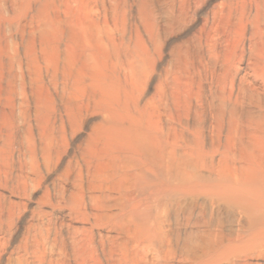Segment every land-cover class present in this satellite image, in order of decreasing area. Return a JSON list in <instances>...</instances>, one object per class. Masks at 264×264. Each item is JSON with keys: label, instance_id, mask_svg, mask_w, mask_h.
Instances as JSON below:
<instances>
[{"label": "bare ground", "instance_id": "6f19581e", "mask_svg": "<svg viewBox=\"0 0 264 264\" xmlns=\"http://www.w3.org/2000/svg\"><path fill=\"white\" fill-rule=\"evenodd\" d=\"M203 2L0 0V190L27 198L100 117L6 264H264V0L163 57ZM22 208L0 194V259Z\"/></svg>", "mask_w": 264, "mask_h": 264}, {"label": "rangeland", "instance_id": "374dc122", "mask_svg": "<svg viewBox=\"0 0 264 264\" xmlns=\"http://www.w3.org/2000/svg\"><path fill=\"white\" fill-rule=\"evenodd\" d=\"M152 1L154 2V0ZM224 1L225 0H204L200 8L195 13L194 21L191 24H189L188 27H186L184 30L180 31L179 33L168 32L167 36L163 40L164 41L163 47H162L163 57L166 56V52H168L169 49L178 45L182 39L189 37L191 33L197 30L200 27L202 21L206 17L208 18L211 15V13L215 11L216 8H218ZM154 7H156V5H154ZM150 86L151 84L148 85V88H147L148 90L147 92L145 91L146 92L145 96L150 93ZM99 118L100 117H98V115H93V116L91 115V116H88L86 120L83 121L84 123L81 127L80 132L75 137H73V139H69L70 141L68 142L69 146L67 147V153L65 156L62 157L60 164H58L59 166L56 169L57 172L44 175V180L42 182V185L39 188L32 190L29 193L27 198H20L19 200L15 197H10L7 193L2 192L0 190V194H2L6 199L14 203L21 202L24 205V208H22L23 214L21 215V217H19V220L15 223V227L10 236L9 243L7 244L4 252L1 255L0 264H6L7 257H9L11 252L15 250V247L18 241L20 240L24 225H26L27 222L31 221V212L34 211L37 207L36 203H37L38 197L43 193V191H45V188L49 190L52 188V185H51L52 182L54 181V179L56 181L59 171L64 167L69 157L74 153L75 147L86 138V135L89 133L88 131H90L89 129H91L93 125H96L98 120L100 122ZM40 210L42 212L49 211L48 207H45V206L41 207ZM61 216H63L61 218L62 220L68 221L66 218L65 212H62ZM73 226L80 227L81 225L73 224ZM12 256L13 258L16 257L15 254H12ZM172 264H178V263L175 260Z\"/></svg>", "mask_w": 264, "mask_h": 264}]
</instances>
